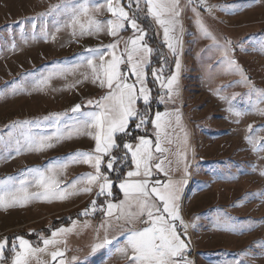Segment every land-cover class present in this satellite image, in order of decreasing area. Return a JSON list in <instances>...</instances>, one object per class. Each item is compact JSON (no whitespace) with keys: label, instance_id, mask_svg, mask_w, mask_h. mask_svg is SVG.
Here are the masks:
<instances>
[{"label":"rangeland","instance_id":"374dc122","mask_svg":"<svg viewBox=\"0 0 264 264\" xmlns=\"http://www.w3.org/2000/svg\"><path fill=\"white\" fill-rule=\"evenodd\" d=\"M61 2L0 0V180L10 176L23 179L29 168L66 164L67 167L57 170L58 179L61 189L67 187L73 193L69 182L93 169L84 163H73L69 157L78 151H92L95 142L84 132L74 131L79 114L72 113L71 109L80 104L81 112L96 110L87 101H96L107 91L93 83L91 69L83 58L89 55L87 49L104 48L116 38L106 32L81 36L78 29L73 35V29L66 26L70 21L66 12L41 15ZM84 2L68 0L76 7ZM87 2L95 19L112 18L106 10V0ZM120 2L128 10L129 0ZM95 5L105 7L95 12ZM180 5L183 31L179 33L178 95L172 99L165 96V102L160 100L165 90L159 87L151 72L163 67L164 77L170 76L175 71L176 57L164 43L162 28L147 14L144 0H140L139 9L132 0L129 11L130 16L135 14L139 27L146 33L145 42L153 49L150 61L158 58L153 57L155 47L150 45L154 36L159 45L166 47V62L151 69L150 62L147 69L153 107L145 108L142 100L137 103V108L147 111L151 118L156 111L170 113L167 131L172 142L164 145L168 151L162 158H166V167L167 161L172 164L167 177L154 173L153 179L186 178L179 205L181 217L188 225L184 237L189 244L186 259L192 264H264V175L261 174L264 150H254V145L246 139L251 136L257 144H264V115L261 114L264 98L258 96L264 92V51L261 50L264 0H205L203 5L200 0H180ZM207 7H211V12ZM146 18L154 21L160 32L153 36L144 29ZM198 19L215 40L200 32ZM133 35L130 25L126 26L120 33V48ZM228 41L231 44L226 56ZM229 60H234L235 65H230ZM121 67L127 70L126 65ZM45 78H48L46 83H39ZM13 85L19 86L15 93L7 90ZM156 103L160 108L155 107ZM236 112L242 114L237 116ZM57 114L66 115L57 119ZM23 121L30 123L12 127ZM144 130L137 129V132ZM147 131L151 136L145 135L146 138L154 142L151 124ZM41 137H52L53 146L44 150L29 147V138L38 141ZM180 156L184 158L177 163ZM129 170L132 165L124 169L118 180L124 179ZM114 187L113 182L112 191ZM29 191L39 189L33 186ZM97 191L94 187L91 193L79 191L62 200L34 199L24 205L0 207V241L8 240L2 264H12L11 245L15 243L19 248L17 237H23L34 248H44L43 239H51L52 233L59 229L71 231L58 233V244L37 253L31 264H59L61 259L64 264H126L115 252V247L124 243V237L114 219L108 235L109 238L116 236L119 244L114 241L113 246L91 252L97 235L102 238L105 234L101 225L107 227L110 219L106 216L107 219L99 221L89 212L81 214L86 200L97 199ZM100 197L104 200V210L107 202L118 204L124 199L123 193L117 199L113 195ZM62 218L69 223L52 226ZM54 250L64 253L55 262L50 256Z\"/></svg>","mask_w":264,"mask_h":264},{"label":"snow or ice","instance_id":"6c2138e0","mask_svg":"<svg viewBox=\"0 0 264 264\" xmlns=\"http://www.w3.org/2000/svg\"><path fill=\"white\" fill-rule=\"evenodd\" d=\"M131 3L132 0H129L128 10H126L120 0L115 2L106 0V10L112 18L105 21L95 19L94 15L90 14L93 9L90 8L87 0L79 7L69 4L68 0H62L61 3L52 5L48 13L41 14L68 13L70 21L66 26L73 29V35H76L78 29L81 36L106 32L116 38L104 48L87 49L89 55L83 58L91 69L93 83H98L99 87L107 89L98 100L87 101V104L94 105L96 110L81 112L80 104L71 109L72 113L79 114L74 131L84 132L95 144L92 151H78L71 154L69 159L73 163L89 165L93 172L69 182L68 187L74 190L73 193H69L67 187L61 189L57 171L67 167L66 164L49 166L46 169L29 168L23 179L18 180L17 177L10 176L0 180V207L24 205L34 199L62 200L67 195L79 191L91 193L94 187L98 188L97 198L111 197L113 181L109 178L108 172L118 171L116 167L118 162L124 164L130 162L132 170L127 171L126 177L118 185L124 199L118 204L107 202L106 210L101 205V210L110 219L107 227L104 224L101 225L105 234L102 238L97 235L96 241L91 244V252L95 253L99 249L113 246L114 241L119 244L116 236L109 238L108 235L114 219L120 229V235L124 237V243L116 246L115 252L120 254L126 264H192L186 259L189 244L184 237L187 235L188 225L181 217L179 205L180 194L187 181L186 179L175 181L170 178L166 181L153 179L154 173L167 177L172 164V161H167L168 167H166V158H162L168 151L164 145L172 142L167 131L170 127V113L156 111L154 118H151L147 111L142 112L137 108V103L141 100L145 108L150 106L151 90L147 87V69L153 49L145 42L146 33L139 27L135 14L129 15ZM135 4L139 9L140 0H135ZM144 4L147 14L162 28L163 40L167 48L176 57L175 71L170 76L164 77L163 67L159 70L153 69L151 72L154 80L159 83V87L165 90L160 96L161 102H165V96L172 99L178 95L176 86L181 69L178 55V47L181 44L179 33L183 31L180 23V0H144ZM200 4H205V0H200ZM103 7L105 5H95L94 11L99 12ZM69 9H71L70 12ZM206 10L211 12L212 9L207 7ZM197 24L204 36L215 40L201 20L198 19ZM128 25L134 35L125 39L123 48H120V33ZM230 44L231 42L228 41L225 45L226 56ZM261 50L264 51V42H261ZM228 62L230 65L236 63L234 60ZM122 65H126L127 70L122 69ZM132 77L134 80H131ZM47 79L39 83L44 84ZM18 87L13 85L7 90L15 93ZM258 96L264 98V92H259ZM235 114L239 116L242 113ZM261 114L264 115V110H261ZM63 115L66 114H57V119ZM44 119L48 120L49 117ZM176 119L179 123V115ZM133 122L136 129L151 124L155 132V141L146 136H139L134 137L137 141L135 144L131 142L118 144L117 135L129 136V125ZM29 123V121H23L20 125L13 124L12 127ZM252 130V126L249 125V131ZM56 139L60 137L57 136ZM246 139L254 145V150H264V144H257L251 136ZM51 140L52 137H41L38 141L29 138V147L35 146L37 150H44L53 146ZM186 141L187 134H185V143ZM120 150H123V155L113 154ZM183 158L180 156L177 163ZM184 172L187 176V165ZM261 174L264 175V172ZM79 184H84L85 187L78 188ZM33 186L39 191H29V188ZM91 207L93 212L97 210L95 199ZM88 211L85 209L81 214L86 215ZM137 224L141 226L135 227ZM67 231L71 229H59L52 233L51 239H43L44 248H34L23 237H17L19 248L17 249L15 243L11 245V250L14 252L12 264H31L32 258L37 253L47 251L49 245L58 244L56 239L58 233ZM7 244V238L0 241V264L4 259ZM50 256L55 262L58 257H63L64 253L54 250ZM73 260H76V257H73ZM59 264H64V261L61 259Z\"/></svg>","mask_w":264,"mask_h":264},{"label":"trees","instance_id":"16d2710c","mask_svg":"<svg viewBox=\"0 0 264 264\" xmlns=\"http://www.w3.org/2000/svg\"><path fill=\"white\" fill-rule=\"evenodd\" d=\"M143 27L147 31H149L151 33L153 32V30L151 28V24L148 21L143 23ZM150 45H153L155 47V49H161V46L157 43V41L154 38L152 39V42H150ZM153 105L151 104L150 106L153 107ZM141 111L144 112L143 109ZM152 111H154V110H152ZM133 124H134V122L130 124L129 129L132 128ZM148 127H149V125L144 127L145 130L142 131V132H137V133L136 132H131V134L129 136H127V137H124V136L117 137V143L118 144H122L123 142L134 141V140H136V139H134V137L148 135V131H147ZM113 154H115V155H123V150H120L118 152H114ZM121 164H123V166L119 167V165H121ZM116 167H117L118 171H115V172H112V173L108 172V175H109L110 179L118 180L120 178L122 172L124 171V169L130 168L131 164H130V162L128 164H124L123 162H118ZM114 191H115V189H114ZM97 200L100 201V203H104V200L102 198H98ZM67 223H69V220H65L64 218H62L61 220H55L52 223V226L55 227V226H58V225H61V224H67Z\"/></svg>","mask_w":264,"mask_h":264},{"label":"crops","instance_id":"0c3cea01","mask_svg":"<svg viewBox=\"0 0 264 264\" xmlns=\"http://www.w3.org/2000/svg\"><path fill=\"white\" fill-rule=\"evenodd\" d=\"M114 2H115V0H114ZM105 4H106V2H105ZM149 22L150 24H151V28H152V30H153V36L155 35V34H157L158 32H160L159 31V29L155 26V23H154V21H151L149 18H146V21H144V22ZM143 22V23H144ZM144 28V27H143ZM145 29V28H144ZM154 38H155V36H154ZM156 40V39H155ZM158 43V42H157ZM161 49H155V55L153 56V57H157L158 56V58H156L154 61L151 59V66H150V69H151V67H153V66H156L157 64H159L160 62H166V57H164V52L166 51V47L164 46V45H162V43H161ZM158 94H156V96H157ZM155 99H157L156 97H155ZM153 101H154V99H153ZM148 129H149V127H148ZM147 136H151L150 134L149 135H147ZM113 171H109V173H112ZM170 179H174V177H170ZM181 179H186L185 177H182ZM113 182H114V184L116 185V187H114V189H115V191H114V189H113V191H112V193H113V197H114V199H117L118 197H119V194L121 195L122 194V191L119 189V187H118V185H119V183L121 182V180H123V179H120V180H113V179H111ZM117 187H118V190L119 191H117ZM99 198H101V197H99ZM98 199V198H97ZM96 200V199H95ZM87 201V200H86ZM102 205L104 206V203H102ZM107 219V218H106Z\"/></svg>","mask_w":264,"mask_h":264},{"label":"built area","instance_id":"2783aa9c","mask_svg":"<svg viewBox=\"0 0 264 264\" xmlns=\"http://www.w3.org/2000/svg\"><path fill=\"white\" fill-rule=\"evenodd\" d=\"M155 106L159 107L158 104H156ZM132 128H133L132 132H137V129L135 128L134 124H133ZM91 204H92L91 201H88V200L85 201L84 202V210L88 209L89 211H91L92 210ZM101 205L102 204L98 200H96V208H97V210L94 211L93 214H94V216L96 217L97 220L104 221L106 219V215H105L104 211L101 210Z\"/></svg>","mask_w":264,"mask_h":264},{"label":"water","instance_id":"95a60500","mask_svg":"<svg viewBox=\"0 0 264 264\" xmlns=\"http://www.w3.org/2000/svg\"><path fill=\"white\" fill-rule=\"evenodd\" d=\"M92 213H93V211L91 210V211H90V214H92Z\"/></svg>","mask_w":264,"mask_h":264}]
</instances>
